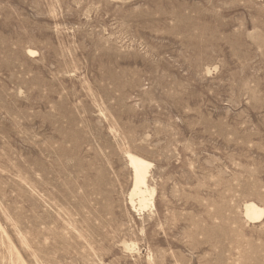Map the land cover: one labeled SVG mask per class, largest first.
<instances>
[{
	"label": "rangeland",
	"instance_id": "obj_1",
	"mask_svg": "<svg viewBox=\"0 0 264 264\" xmlns=\"http://www.w3.org/2000/svg\"><path fill=\"white\" fill-rule=\"evenodd\" d=\"M263 41L264 0H0V264H264Z\"/></svg>",
	"mask_w": 264,
	"mask_h": 264
},
{
	"label": "bare ground",
	"instance_id": "obj_2",
	"mask_svg": "<svg viewBox=\"0 0 264 264\" xmlns=\"http://www.w3.org/2000/svg\"><path fill=\"white\" fill-rule=\"evenodd\" d=\"M29 54H36V52L33 51V50H29ZM126 158H127L128 163H129V166L133 170V174H134L133 188H132V190H131V192L129 194L130 195V203H131L132 207L134 209H137L139 207V210H145V209H149V208H154L155 207L154 197H155L156 190L153 187H151V185L149 183L150 173H151V169L153 167V164L151 162H149L148 160H146L145 158H143V157H141V156H139V155H137L135 153H132V152H127L126 153ZM53 190H55V189H53ZM47 206H49V205H47ZM244 214H245L246 218L250 222L257 223V222H260V221H262L264 219V208L259 206L258 204L254 203V202H246L245 205H244ZM80 239H82V238H80ZM126 247H127V250L130 249V248L132 249V247L134 248L133 245H126ZM135 250H136V247H135ZM158 252H159V250H158ZM159 254H160V252H159ZM133 259H135V258H133ZM147 262H148V260H147ZM147 264H149V262Z\"/></svg>",
	"mask_w": 264,
	"mask_h": 264
}]
</instances>
